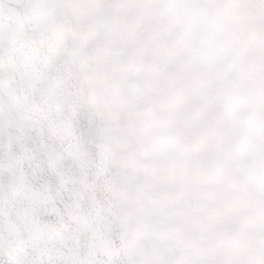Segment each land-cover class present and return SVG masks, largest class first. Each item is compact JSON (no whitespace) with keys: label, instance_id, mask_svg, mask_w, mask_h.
<instances>
[{"label":"snow or ice","instance_id":"snow-or-ice-1","mask_svg":"<svg viewBox=\"0 0 264 264\" xmlns=\"http://www.w3.org/2000/svg\"><path fill=\"white\" fill-rule=\"evenodd\" d=\"M0 264H264V0H0Z\"/></svg>","mask_w":264,"mask_h":264}]
</instances>
